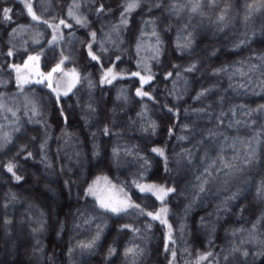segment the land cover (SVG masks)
Returning <instances> with one entry per match:
<instances>
[{"label":"clouds","instance_id":"clouds-1","mask_svg":"<svg viewBox=\"0 0 264 264\" xmlns=\"http://www.w3.org/2000/svg\"><path fill=\"white\" fill-rule=\"evenodd\" d=\"M0 264H264V0H0Z\"/></svg>","mask_w":264,"mask_h":264}]
</instances>
